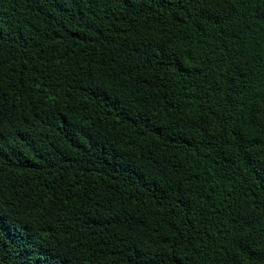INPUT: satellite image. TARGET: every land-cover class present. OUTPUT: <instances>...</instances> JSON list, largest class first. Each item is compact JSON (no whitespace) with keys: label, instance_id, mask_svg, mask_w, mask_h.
Listing matches in <instances>:
<instances>
[{"label":"trees","instance_id":"16d2710c","mask_svg":"<svg viewBox=\"0 0 264 264\" xmlns=\"http://www.w3.org/2000/svg\"><path fill=\"white\" fill-rule=\"evenodd\" d=\"M0 264H264V0H0Z\"/></svg>","mask_w":264,"mask_h":264}]
</instances>
